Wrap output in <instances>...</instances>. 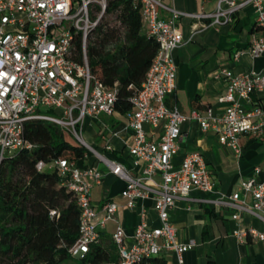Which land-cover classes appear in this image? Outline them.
<instances>
[{
    "label": "built area",
    "instance_id": "built-area-1",
    "mask_svg": "<svg viewBox=\"0 0 264 264\" xmlns=\"http://www.w3.org/2000/svg\"><path fill=\"white\" fill-rule=\"evenodd\" d=\"M140 1L142 31L155 37L159 49L142 86L130 98L131 109L121 113L116 108L117 88L105 85L93 73L88 55L89 35L107 15L109 0H0V164L6 156L32 148L24 134L30 119L57 124L79 141L84 158L92 155L98 160L86 167L66 158L37 163L38 169L57 171L61 185L75 194L80 217L77 239L69 248L74 258L101 243L108 223L114 222L111 239L118 257L105 264L144 260L154 264L152 258L167 252H174L183 264L184 253L195 248L197 241H182L171 221L170 211L179 200L187 202L188 210L192 203L226 210L237 221L248 214L263 227H237L233 235L244 242L264 241V161L231 192L219 189L201 151L187 152L176 161L182 124L191 118L204 131H213L238 157L243 152V135L264 139V97L258 96L264 92V71L219 68L217 76L227 84L218 98L219 109L209 106L186 115L167 103L168 95L177 88L175 50L189 41L181 28L182 17L209 19L211 25L220 27L233 23L246 6H253L257 32L248 49L237 50L232 59L239 62L246 51L256 59L264 55V0H216L211 12H185L174 6L175 0ZM78 38L80 58L76 56ZM117 113L126 118L133 138L128 148L130 167L101 152L84 136L87 116L103 120ZM106 127L109 134H118L110 124ZM106 147L111 149L109 138ZM101 165L124 181L123 203L116 198L98 205L92 201V187L103 181ZM194 190L207 196H192ZM139 200L152 201L159 224L150 221V208L141 204L139 222L129 235L119 211L122 207L134 209ZM55 214L52 210L51 215Z\"/></svg>",
    "mask_w": 264,
    "mask_h": 264
},
{
    "label": "crops",
    "instance_id": "crops-1",
    "mask_svg": "<svg viewBox=\"0 0 264 264\" xmlns=\"http://www.w3.org/2000/svg\"><path fill=\"white\" fill-rule=\"evenodd\" d=\"M174 6L185 12H211L216 8V0H175ZM255 21L256 13L251 5L243 8L236 15L233 23L222 24L220 27L211 25L209 19L183 16L181 28L184 37L189 41L175 50L178 65L177 88L173 94L168 95L170 104L173 103L186 115H191L193 110L203 112L209 106L219 109L222 104L219 103L218 98L227 86L226 81L217 76L219 68L229 66L238 72L251 69L257 72L264 71V55L252 59L246 51L239 62H234L232 59L234 52L247 50L250 46L257 32ZM258 96L264 97V92H259ZM195 97H197L196 103H194ZM107 124H110L118 134H109ZM84 131L88 142L94 147L131 166L128 148L133 138L126 128L124 115L117 113L103 120L87 116ZM108 138L111 143L110 150L106 147ZM258 141L264 139L243 135L240 138L243 152L238 157L234 150L220 143L213 131H204L198 120L191 118L182 124L180 151L176 161H180L187 152L201 151L219 184V189L231 192L239 189L242 179L249 177L254 166L264 161L262 156L264 144L260 147ZM77 163L81 167H86L98 164V160L91 155L80 159ZM100 167L104 173L103 181L92 187V201L98 205L104 199L116 198L123 203L121 193L125 188L124 181L110 173L105 166ZM191 195L207 196L197 190L192 191ZM141 204L150 208V221L159 224L152 201L139 200L134 209L122 207L119 211V218L129 235L134 233L139 222ZM186 205L185 200H179L170 211L171 221L177 228L179 238L182 241L189 238L197 241L195 248L184 253L183 264H264V241L244 242L232 233L237 227L257 225L262 228L261 223L248 214H243L239 221L234 220L230 212L217 210L208 204L192 203L191 210H188ZM107 227L108 229L103 233L104 238L111 239L115 223L109 222ZM161 258L165 259L166 264H179L174 252H167Z\"/></svg>",
    "mask_w": 264,
    "mask_h": 264
},
{
    "label": "trees",
    "instance_id": "trees-1",
    "mask_svg": "<svg viewBox=\"0 0 264 264\" xmlns=\"http://www.w3.org/2000/svg\"><path fill=\"white\" fill-rule=\"evenodd\" d=\"M141 9L140 0H109L107 15L115 16L114 23L105 21L106 15L89 35L90 67L105 85L117 88L116 108L121 113L131 109L130 98L142 86L159 49L155 37L142 31ZM77 46L80 58L79 38ZM167 103L173 106L169 99ZM24 134L32 148L20 149L0 164V264H65L74 259L79 264H105L117 259L109 238L93 244L81 258L70 254L80 217L75 194L61 185L57 171L37 168L39 161H79L85 150L49 121H26ZM70 227L76 229L74 234L64 231ZM151 261L166 264L164 258Z\"/></svg>",
    "mask_w": 264,
    "mask_h": 264
},
{
    "label": "rangeland",
    "instance_id": "rangeland-1",
    "mask_svg": "<svg viewBox=\"0 0 264 264\" xmlns=\"http://www.w3.org/2000/svg\"><path fill=\"white\" fill-rule=\"evenodd\" d=\"M105 21H109V22H111V23H114V21H115V16L112 15V14H108V15L105 17ZM84 136H85V138L88 140L85 131H84ZM66 137H67V138L69 139V141L72 142V143H76V144L79 143V141H78L73 135H71L68 131L66 132ZM88 141H89V140H88ZM257 144L261 147V146L264 144V141H260V142L258 141ZM262 148H264V147H262ZM98 149H99L101 152H104L102 149H100V148H98ZM262 151H264V150H262ZM262 156H264V152H263V155H262ZM260 158H261V157H260ZM64 231L67 232V233H69V234H74V233L76 232V229L73 228V227H70V228L65 229ZM65 264H79V261H78L77 259H74V260H70V261L66 262Z\"/></svg>",
    "mask_w": 264,
    "mask_h": 264
}]
</instances>
